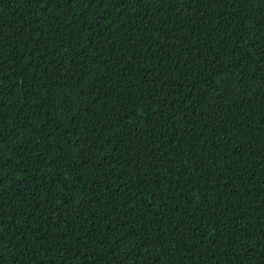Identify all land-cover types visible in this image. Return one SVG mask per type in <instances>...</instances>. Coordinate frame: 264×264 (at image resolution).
Segmentation results:
<instances>
[{"label":"trees","instance_id":"16d2710c","mask_svg":"<svg viewBox=\"0 0 264 264\" xmlns=\"http://www.w3.org/2000/svg\"><path fill=\"white\" fill-rule=\"evenodd\" d=\"M0 264H264V0H0Z\"/></svg>","mask_w":264,"mask_h":264}]
</instances>
